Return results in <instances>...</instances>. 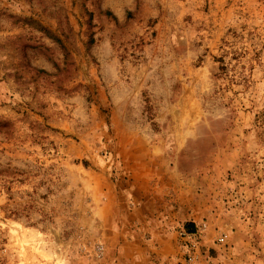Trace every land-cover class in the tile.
Segmentation results:
<instances>
[{
  "label": "rangeland",
  "instance_id": "obj_1",
  "mask_svg": "<svg viewBox=\"0 0 264 264\" xmlns=\"http://www.w3.org/2000/svg\"><path fill=\"white\" fill-rule=\"evenodd\" d=\"M0 264H264V0H0Z\"/></svg>",
  "mask_w": 264,
  "mask_h": 264
},
{
  "label": "trees",
  "instance_id": "obj_2",
  "mask_svg": "<svg viewBox=\"0 0 264 264\" xmlns=\"http://www.w3.org/2000/svg\"><path fill=\"white\" fill-rule=\"evenodd\" d=\"M187 228L189 232H195L194 224L193 223H188Z\"/></svg>",
  "mask_w": 264,
  "mask_h": 264
},
{
  "label": "built area",
  "instance_id": "obj_3",
  "mask_svg": "<svg viewBox=\"0 0 264 264\" xmlns=\"http://www.w3.org/2000/svg\"><path fill=\"white\" fill-rule=\"evenodd\" d=\"M184 233V232H183Z\"/></svg>",
  "mask_w": 264,
  "mask_h": 264
}]
</instances>
